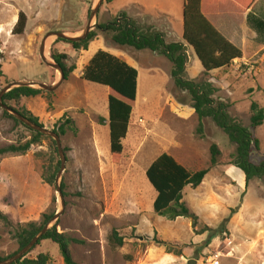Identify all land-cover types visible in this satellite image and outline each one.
Segmentation results:
<instances>
[{"label":"rangeland","instance_id":"374dc122","mask_svg":"<svg viewBox=\"0 0 264 264\" xmlns=\"http://www.w3.org/2000/svg\"><path fill=\"white\" fill-rule=\"evenodd\" d=\"M98 2L0 0V91L15 81L59 82L60 71L40 57L42 41L51 32L82 34ZM183 7L184 0H103L92 25L95 29L126 11L144 29L162 31L167 42H184ZM20 12L26 14L27 24L22 34H14ZM249 13L264 20V0H257L247 13L209 16L221 32L231 33L233 38L228 39L242 49L241 58L206 73L194 49L187 46L185 73L187 79L211 82L216 87L214 97L229 102L230 113L247 126L252 102L264 108V37L247 23ZM97 33L87 50L49 36L47 58L54 62L52 51L65 53L67 67L73 70L54 91L41 89L35 96L7 102L16 110L31 112L51 130L58 129L63 118H72L77 131L67 129L61 135L66 158L60 179L63 202L56 185L61 158L51 137L44 135L26 151L0 155V257L18 250L15 232L21 225L40 221L49 208H64L55 221L57 230L78 240L71 251L79 264H188L192 259L195 264H237L240 257L238 264H264L260 234L264 180L255 178L247 184L245 172L230 163L235 144L210 119L203 120V135L197 132L200 120L189 103L181 102L189 96L176 88L172 62L165 55L122 47L112 41L109 31ZM100 49L138 71L136 103L119 158L110 151L111 91L82 77ZM4 111L0 106V148L24 146L34 133ZM253 132L261 142L253 159L264 160V122ZM212 143L222 152L216 165L211 164ZM164 152L192 172L208 169L199 186L187 185L182 193L181 202L190 216L171 219L154 210L158 192L146 170ZM114 229L124 240L122 246L109 241ZM210 236L214 238L208 242ZM159 240L169 242L171 252ZM229 251L236 257H226ZM39 253L49 254L53 264H64L58 244L50 239L41 240L28 256Z\"/></svg>","mask_w":264,"mask_h":264},{"label":"trees","instance_id":"16d2710c","mask_svg":"<svg viewBox=\"0 0 264 264\" xmlns=\"http://www.w3.org/2000/svg\"><path fill=\"white\" fill-rule=\"evenodd\" d=\"M256 1L184 0V29L182 36L184 42H167L162 31L151 27L144 29L126 11H121L114 19L106 23L96 24V28L90 31L86 39L70 43L75 49L87 50L90 42L97 38V30H104L111 33L112 41L119 46L133 48L137 51L151 50L165 55L172 62L171 76L176 88L186 92L189 96L187 99H181V102L189 103L195 109L200 120L197 132L203 135L204 119H210L217 127L222 129L229 140L236 146L235 151L230 155V163L245 172V179L248 184L255 178L264 180V160L255 161L253 159L254 152L261 149L260 139L254 135L253 130L263 124L264 108H259L256 102H252L250 125H244L230 113L231 104L229 102L219 101L214 97L216 87L211 82L206 80L197 82L187 79L185 73L188 61L187 46H191L194 49L206 73L227 67L235 59L243 56L242 49L230 41L209 20L207 15L221 14L228 11L233 13L242 11L244 13ZM247 23L257 31L258 36L264 37L263 19L249 13ZM26 24V14L20 12L13 33L22 34ZM60 40L64 39H57V41ZM51 57L62 67L64 78H67L74 68L67 67V54L52 51ZM82 77L88 81L107 85L109 91H111L108 96L110 151L113 157L119 158L123 153L122 139L127 135L133 111L132 103H136L138 71L116 55L100 49L90 59ZM41 92L42 90L38 88L16 87L4 94L3 102L7 104L9 100H19L23 96H35ZM17 111L43 126L39 122L38 117L31 112ZM4 113L16 122L23 124L7 111H4ZM63 119L59 122L58 129L54 130L55 132L63 135L67 132V129H72L74 132L77 131L72 118ZM23 125L34 133L33 139L22 147L13 144L1 147L0 155L26 151L31 144L38 142V139L44 136V134L32 130L25 124ZM50 139L54 144L56 143L54 139ZM210 154L211 164H218L222 152L216 143L211 144ZM207 173L208 169L192 172L171 154L167 152L160 154L146 170L149 181L158 192L154 201L155 212L159 215L167 214L171 219H176L180 216H190L188 207L181 202L182 193L187 185H191L194 188L199 186ZM56 211L55 208H49L42 215L40 221H32L21 225L15 232L18 250L6 258L0 257V260L13 256L26 246L53 218ZM232 211L236 212V210ZM57 225L56 223L48 229L39 242L43 239L52 240L58 244L64 264H79L75 261L71 251L72 243L78 242V240L64 232H58ZM213 238L214 236H210L208 242ZM109 241L113 245L119 246H122L124 242L115 229L111 232ZM159 242L166 245L168 252H171L172 247L169 242L164 240H159ZM28 254L13 264H53L54 262L53 258L46 253H39L36 257H30Z\"/></svg>","mask_w":264,"mask_h":264},{"label":"water","instance_id":"95a60500","mask_svg":"<svg viewBox=\"0 0 264 264\" xmlns=\"http://www.w3.org/2000/svg\"><path fill=\"white\" fill-rule=\"evenodd\" d=\"M103 3V0H99L97 6L91 11L90 14V18H89V23L86 26L85 30L82 32V34H80L79 36H69L64 32H51L49 34H47L43 41L42 44L40 46V57L42 59V61L55 68L56 70L60 71L61 73V78L60 81L52 84V85H48L46 83L43 82H33V81H15L11 84H8L7 86H5L1 91H0V106L7 111L10 115H12L13 117H15L17 120L21 121L23 124H25L26 126H28L29 128H31L34 131L40 132L44 135H47L49 137H51L52 139L55 140L57 148H58V152L61 158V166H60V170L57 174L56 177V185H57V191L59 192V195L62 199L63 202V190L61 188V184H60V179H61V175L65 169V162H66V158H65V154L62 148V140H61V135L58 134L57 132H55L54 130L48 129L44 126H41L35 122H33L32 120H30L29 118H27L26 116H24L23 114H21L20 112H18L17 110H15L14 108H12L11 106L5 104L3 102V96L5 93H7L8 91L12 90L13 88L16 87H33L35 85H38L40 88L38 89H44L46 91H54L64 80V73H63V69L62 67L57 64L55 61L52 62L51 60H49L47 58L46 55V42L49 36L54 35L57 38H61L64 40H67L69 42H76V41H80V40H84L87 38L88 34L90 33V31L93 29V19L94 17L97 16V13L99 11V8L101 7ZM64 211V208H62L61 210L57 211L55 213V215L53 216V218L44 226V228L36 235L33 237V239L26 245L24 246L22 249H20L17 253H15L13 256L5 259V260H0V264H13L16 261L20 260L21 258H23L25 255H27L35 246L36 244L39 242V240L43 237V235L47 232L48 229H50L56 222L58 221L59 217L62 215ZM55 222L53 225L52 223ZM52 225V226H51ZM191 225L192 227L195 226V220L193 218H191ZM197 262V260L192 259L189 261L188 264H195Z\"/></svg>","mask_w":264,"mask_h":264},{"label":"crops","instance_id":"0c3cea01","mask_svg":"<svg viewBox=\"0 0 264 264\" xmlns=\"http://www.w3.org/2000/svg\"><path fill=\"white\" fill-rule=\"evenodd\" d=\"M246 13H247V12H246ZM218 15L221 16V14H212V16H214L215 19H217L215 16H218ZM209 16H210V15H207V17H208L209 20H210V17H209ZM210 21H211V20H210ZM213 24H214L215 26H218L216 22L213 23ZM217 28L219 29V27H217ZM222 33H223V32H222ZM223 34H224V33H223ZM230 34H231V33H230ZM230 34L226 33V35H225V34H224V35H225L227 38H228V37L233 38ZM260 234H261V235H264V232L261 231ZM237 251H238V247H237ZM243 256H244V255H243ZM226 257H234V253L232 252V255H227ZM235 257H236V256H235ZM235 257H234V258H235ZM239 260H240V261H238V263L241 262V261L243 260L242 257H240ZM238 263H237V264H238Z\"/></svg>","mask_w":264,"mask_h":264},{"label":"built area","instance_id":"2783aa9c","mask_svg":"<svg viewBox=\"0 0 264 264\" xmlns=\"http://www.w3.org/2000/svg\"><path fill=\"white\" fill-rule=\"evenodd\" d=\"M227 255H232V252L229 251V252L227 253Z\"/></svg>","mask_w":264,"mask_h":264},{"label":"flooded vegetation","instance_id":"af4514ba","mask_svg":"<svg viewBox=\"0 0 264 264\" xmlns=\"http://www.w3.org/2000/svg\"><path fill=\"white\" fill-rule=\"evenodd\" d=\"M99 12V11H98ZM119 14V13H118Z\"/></svg>","mask_w":264,"mask_h":264}]
</instances>
